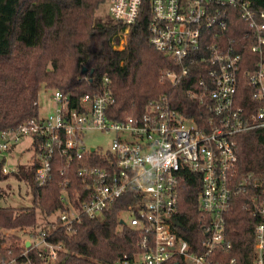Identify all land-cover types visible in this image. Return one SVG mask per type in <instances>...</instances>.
I'll return each instance as SVG.
<instances>
[{"label":"built area","instance_id":"obj_1","mask_svg":"<svg viewBox=\"0 0 264 264\" xmlns=\"http://www.w3.org/2000/svg\"><path fill=\"white\" fill-rule=\"evenodd\" d=\"M144 1H103L109 18L124 27V39ZM232 10L248 26L250 51L259 57L243 73L253 89L246 109L238 104L242 42L226 36ZM149 15L150 44L178 68L167 74L173 86L188 76L190 66L201 67L197 86L185 93L203 102L200 120L185 116L163 95L140 114L117 121L111 116L115 100L106 77L99 93L77 100L52 90L50 113L0 132V176L22 165L14 162L13 150L27 141L20 155L31 150L27 162L34 166L37 188L53 180V171H76L83 184L72 192L68 181L62 184L65 210L58 211L53 223L0 226V264H59L64 246L53 242L56 230L70 232L82 216L101 219L123 197L131 203L118 212L117 222L139 234L138 252L111 264H163L174 257L179 264H236L235 258L227 261L222 255L232 249L226 218L239 196L244 197L243 210L259 218L249 264H264V185L255 190L253 174H239L234 140L254 130L264 135V12L252 11L242 0H149ZM90 130L113 132L110 149L85 147L84 135ZM185 179L197 184L203 221V237L192 241L185 239L186 228L176 218ZM121 214H128L127 221Z\"/></svg>","mask_w":264,"mask_h":264},{"label":"trees","instance_id":"obj_2","mask_svg":"<svg viewBox=\"0 0 264 264\" xmlns=\"http://www.w3.org/2000/svg\"><path fill=\"white\" fill-rule=\"evenodd\" d=\"M104 0H0V132L16 128L37 118V103L41 89L59 90L71 100L84 95H96L103 89V78L114 97L111 116L121 121L126 116L140 114L144 106L160 96H167L175 109L187 117L200 120L203 102L188 99L186 90L197 86L201 67L193 64L188 76L177 85L168 73L178 68L170 58L153 48L149 41V0H145L136 22L124 39V27L110 18L96 17ZM252 11L264 12V0H242ZM227 37L242 42V79L238 88V104L248 108L251 93L243 73L252 70L259 60L251 53L246 38L248 26L232 10L227 20ZM124 44L120 49V43ZM264 59V57H263ZM239 174H253L255 190L264 185V135L261 130L237 134L234 137ZM34 166L25 170L21 165L13 173L29 182L31 207H0V226L24 228L38 224L40 215L47 217L65 210L60 201L62 184L69 182L72 192L83 184L76 171H53V180L37 188ZM7 176H0L5 179ZM131 199L121 198L101 219L82 216L71 225L70 232L57 229L53 242L61 243L59 264H111L123 256L138 252L140 236L126 227L119 228L118 212ZM244 197L233 199L227 215V235L231 251L224 260L235 258L236 264H249L252 258L254 227L258 217L243 210ZM177 220L186 228L187 241L203 237V221L198 210V188L194 181L182 183ZM195 252L198 250L193 249ZM178 257L163 264H179Z\"/></svg>","mask_w":264,"mask_h":264},{"label":"rangeland","instance_id":"obj_3","mask_svg":"<svg viewBox=\"0 0 264 264\" xmlns=\"http://www.w3.org/2000/svg\"><path fill=\"white\" fill-rule=\"evenodd\" d=\"M96 17L103 20L109 19L107 13V8L103 4L96 11ZM124 41V40H123ZM51 89H41L38 93V110L39 115L44 116L51 112L53 108V103L51 101ZM115 135L113 132L102 133L97 130H90L84 135L83 143L85 147H95L100 148L103 151L109 150L111 142L113 141ZM27 141L20 142L16 148L13 150L14 153V162L18 160L21 166L27 170L29 168L28 159L31 156V150L26 151L24 155H20L22 151H25L27 147ZM20 158V159H19ZM12 162V160H11ZM31 196L29 190V182L24 177H17L16 174H9L5 179L0 182V207H31ZM37 214L39 215L38 224L40 226H47L49 223H53L56 218L60 215L57 211L50 214L47 217L40 215L39 209H36ZM121 219L127 221L128 214H121Z\"/></svg>","mask_w":264,"mask_h":264},{"label":"water","instance_id":"obj_4","mask_svg":"<svg viewBox=\"0 0 264 264\" xmlns=\"http://www.w3.org/2000/svg\"><path fill=\"white\" fill-rule=\"evenodd\" d=\"M121 223V222H120Z\"/></svg>","mask_w":264,"mask_h":264}]
</instances>
